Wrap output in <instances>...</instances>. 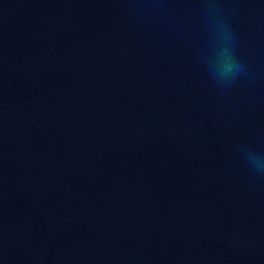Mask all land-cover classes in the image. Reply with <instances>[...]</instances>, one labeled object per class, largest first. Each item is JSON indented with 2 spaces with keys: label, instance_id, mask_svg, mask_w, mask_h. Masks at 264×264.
<instances>
[{
  "label": "water",
  "instance_id": "water-1",
  "mask_svg": "<svg viewBox=\"0 0 264 264\" xmlns=\"http://www.w3.org/2000/svg\"><path fill=\"white\" fill-rule=\"evenodd\" d=\"M255 74L221 92L196 0H0V264H264V0H228Z\"/></svg>",
  "mask_w": 264,
  "mask_h": 264
},
{
  "label": "clouds",
  "instance_id": "clouds-1",
  "mask_svg": "<svg viewBox=\"0 0 264 264\" xmlns=\"http://www.w3.org/2000/svg\"><path fill=\"white\" fill-rule=\"evenodd\" d=\"M127 6L138 20L158 16L166 20L172 5L169 0H128ZM195 19H187L172 27L177 35L184 36L186 29L194 28L198 43L195 58L204 69L207 78L222 93L245 83L254 84L255 74L249 64L238 55V35L232 23L236 13L235 5L228 0H196ZM247 169L264 177V150L248 143L236 146Z\"/></svg>",
  "mask_w": 264,
  "mask_h": 264
}]
</instances>
